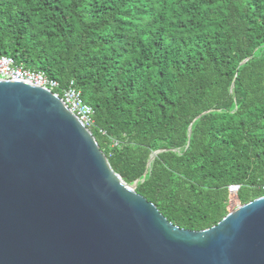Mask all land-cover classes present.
I'll list each match as a JSON object with an SVG mask.
<instances>
[{
    "label": "trees",
    "instance_id": "trees-1",
    "mask_svg": "<svg viewBox=\"0 0 264 264\" xmlns=\"http://www.w3.org/2000/svg\"><path fill=\"white\" fill-rule=\"evenodd\" d=\"M1 55L74 79L113 169L172 223L215 225L232 184L264 195V0H0Z\"/></svg>",
    "mask_w": 264,
    "mask_h": 264
},
{
    "label": "water",
    "instance_id": "water-1",
    "mask_svg": "<svg viewBox=\"0 0 264 264\" xmlns=\"http://www.w3.org/2000/svg\"><path fill=\"white\" fill-rule=\"evenodd\" d=\"M137 184L58 94L0 79V264H264V195L191 230Z\"/></svg>",
    "mask_w": 264,
    "mask_h": 264
},
{
    "label": "built area",
    "instance_id": "built-area-1",
    "mask_svg": "<svg viewBox=\"0 0 264 264\" xmlns=\"http://www.w3.org/2000/svg\"><path fill=\"white\" fill-rule=\"evenodd\" d=\"M0 79L25 80L35 85L43 86L58 94L68 108L89 128L95 125L94 109L86 103L82 97V92L78 88L74 79L67 82L64 87H60V82L44 71L33 70L25 67L23 64L17 63L11 55L0 56ZM61 88V94L56 89ZM115 145L118 143L115 141ZM241 185L232 184L228 186L229 201L238 198ZM240 205V204H239ZM229 207V206H228Z\"/></svg>",
    "mask_w": 264,
    "mask_h": 264
},
{
    "label": "rangeland",
    "instance_id": "rangeland-1",
    "mask_svg": "<svg viewBox=\"0 0 264 264\" xmlns=\"http://www.w3.org/2000/svg\"><path fill=\"white\" fill-rule=\"evenodd\" d=\"M239 204H243L241 203V201L239 200V198H235V200L230 199L229 201V211L236 208Z\"/></svg>",
    "mask_w": 264,
    "mask_h": 264
}]
</instances>
